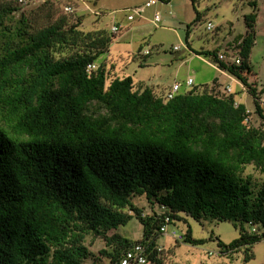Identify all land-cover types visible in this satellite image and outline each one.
<instances>
[{
  "label": "trees",
  "instance_id": "obj_1",
  "mask_svg": "<svg viewBox=\"0 0 264 264\" xmlns=\"http://www.w3.org/2000/svg\"><path fill=\"white\" fill-rule=\"evenodd\" d=\"M17 9L0 3V264H84L88 235L104 241L96 264H119L135 243L150 264H163L166 216L231 221L239 236L216 237L217 255L242 249L252 259L264 239V90L247 76L256 8L233 38L236 55L186 42L242 83L252 112L216 78L169 99L131 75L111 77L97 59L117 34L83 31L80 19H55L51 7L39 25L23 14L13 21ZM250 165L260 181L245 173ZM134 198L163 211L144 214ZM132 218L142 225L137 240L116 231ZM182 233V242H206L189 226Z\"/></svg>",
  "mask_w": 264,
  "mask_h": 264
},
{
  "label": "rangeland",
  "instance_id": "obj_2",
  "mask_svg": "<svg viewBox=\"0 0 264 264\" xmlns=\"http://www.w3.org/2000/svg\"><path fill=\"white\" fill-rule=\"evenodd\" d=\"M146 1L148 0H0V3L17 6L18 9L12 13L13 21L23 14L35 25L41 23L49 7L54 11L55 19L64 17L69 23L80 19V29L83 31L105 30L110 34L111 25L119 23L123 26L122 30L112 38L108 51L97 59V62H104V66L109 68L111 77L128 74L135 82V69H139L141 75L152 73L153 77L161 76L171 83L175 80L181 83L183 90L210 85L217 77L222 87L229 85L236 99L245 103L252 112V97L242 83L235 76L219 69L211 56L191 51L186 42L191 49H218L219 53H227L230 57L228 53L236 51L232 47L233 38L245 32L244 15L256 8L255 45L250 55L251 74L247 76L250 82L256 83L258 91L264 90V0H157L151 7H145L141 17L128 21L126 15L131 9L144 5ZM252 1L256 2V7L250 3ZM65 5H70L73 11L67 12ZM155 12L160 16L159 22L154 21ZM197 13L199 18L196 20ZM208 21L213 24L211 30L206 29ZM139 46L147 48L151 54L138 56L136 52ZM175 46L178 49L175 50ZM145 60L154 64L142 71L138 65ZM188 78L193 80L190 86L184 85ZM251 116L253 122L259 124L260 118L254 114ZM245 173H250L257 181L262 179V174L251 165L246 168ZM133 202L143 207L144 214L163 211L156 205L151 209L144 198H134ZM188 226L194 238L206 239V242L190 245L174 239L172 230L183 232ZM116 231L137 240L141 237L142 225L136 218H132ZM238 236L239 230L231 221H207L200 224L190 217H184L183 220L168 225L167 232L159 236L157 244L162 248L160 254L163 264H264V239L252 246L254 257L247 262L243 261L242 249L234 254L233 259L217 255L216 237L224 243H230ZM85 244L92 256L84 264H96L104 241L88 235ZM209 251L215 253L208 255ZM103 262L102 259L100 264Z\"/></svg>",
  "mask_w": 264,
  "mask_h": 264
},
{
  "label": "built area",
  "instance_id": "obj_3",
  "mask_svg": "<svg viewBox=\"0 0 264 264\" xmlns=\"http://www.w3.org/2000/svg\"><path fill=\"white\" fill-rule=\"evenodd\" d=\"M22 1V0H20ZM157 0H148L144 3V5L139 6V7H134L133 9H131V11L126 15V18L128 21H133L135 20L136 17H141L143 10L145 9V7H151L152 5L156 4ZM65 10L66 11H72V7L70 5L65 6ZM160 20V16L158 14V12H155L154 14V21L155 22H159ZM123 28V26L119 23H113L110 27V32L112 34H117L121 31V29ZM213 28V24L211 23V21H208L206 23V29L207 30H211ZM174 49H178L177 46L174 47ZM144 53H149V50L144 51ZM220 58H224V56L222 54L219 55ZM235 63H240V58L239 57H235ZM88 68H95V65L93 63L88 65ZM193 80L191 78H188L185 81V84L190 86L192 84ZM225 90L227 92L231 91V88L229 85H227L225 87ZM179 91H181V84L179 82H174L170 85V88L167 91V98H173ZM261 102L264 103V95L261 97ZM247 120V119H246ZM165 218V224H163L160 228V230L162 231V233H166L167 232V226L170 225L169 222V218L166 216ZM172 236L174 237V239L177 240H182L183 239V233L182 232H177L175 230L171 231ZM160 249V247L158 248V250ZM213 252L209 251V254H212ZM215 253V252H214ZM216 253H218L216 251ZM119 264H150L147 260V256H146V248L143 244L141 243H135L132 247H130L126 252L124 257L121 259Z\"/></svg>",
  "mask_w": 264,
  "mask_h": 264
},
{
  "label": "crops",
  "instance_id": "obj_4",
  "mask_svg": "<svg viewBox=\"0 0 264 264\" xmlns=\"http://www.w3.org/2000/svg\"><path fill=\"white\" fill-rule=\"evenodd\" d=\"M146 50H148V49L147 48L144 49L141 46V49L138 48L136 54H138V56L142 55L143 57H145L146 55L151 54V52L149 54H145L144 51H146ZM180 63H182V62H179V64ZM151 64H154V63L152 61L149 62V61L145 60L144 62L139 63L138 67L143 71L145 68H150L152 66ZM155 64H157V63H155ZM138 71H139V69H135V83L137 85L142 86V87L145 86V85L153 86L154 90H156V91H160V90H164V89L168 90L172 83L177 82V81L173 80V82L171 83L170 81L163 80L161 78V76L153 77L152 73L141 75L142 73H139ZM216 79L218 80L219 83H221V81L217 77H216ZM133 80H134V78H133ZM184 85H186L185 82H184ZM181 90H183L182 86H181ZM237 101H240V100L237 99Z\"/></svg>",
  "mask_w": 264,
  "mask_h": 264
}]
</instances>
